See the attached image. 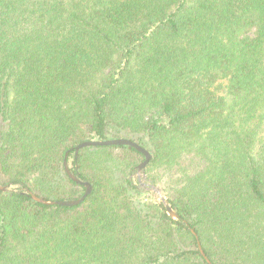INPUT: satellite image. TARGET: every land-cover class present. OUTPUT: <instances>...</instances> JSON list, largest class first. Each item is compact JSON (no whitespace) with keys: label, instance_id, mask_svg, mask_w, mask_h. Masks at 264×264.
<instances>
[{"label":"trees","instance_id":"16d2710c","mask_svg":"<svg viewBox=\"0 0 264 264\" xmlns=\"http://www.w3.org/2000/svg\"><path fill=\"white\" fill-rule=\"evenodd\" d=\"M0 184V264H264V0H0Z\"/></svg>","mask_w":264,"mask_h":264},{"label":"water","instance_id":"95a60500","mask_svg":"<svg viewBox=\"0 0 264 264\" xmlns=\"http://www.w3.org/2000/svg\"><path fill=\"white\" fill-rule=\"evenodd\" d=\"M108 146H130V147H133L134 149H136L138 152L142 153L145 156V160L137 168V171L139 172V177H140V172L143 171V169L149 164V162L152 158V155L150 154V152L147 149H145L140 144L136 143L135 141H133L131 139H109V140H100V141H98V140L84 141L74 148L75 156L78 157L80 151L84 148L108 147ZM67 156H68V154H66V158L64 160L65 171H66L67 175L69 176V178L73 182H75L79 185L85 186L87 188L84 195L78 199H75V200L48 201V200H45L43 198H40V197L30 193L29 190H27V192L31 195V197L34 201L41 203V204H44V205H48V206L74 207V206H78V205L84 203V201L87 199V197L92 193V186L90 185V183L81 181L80 179H78V177L76 175H74L71 172L70 167L68 165ZM139 182L143 188H145L147 190L154 191V193H156L160 197L162 203L166 207L168 215L172 219H179L178 214L168 204L167 199L162 195L161 190L157 186L152 185V184H147V183L145 184L142 182L141 179H139ZM11 190H13V188L12 187L10 188L9 185H1L0 184V191L7 192V191H11ZM192 232L195 234V236L198 240V246H199V251H200L201 255L204 257V259L207 261L208 264H212L210 259L206 256V254L202 248L201 242L198 239L197 234L195 233L194 230H192Z\"/></svg>","mask_w":264,"mask_h":264},{"label":"rangeland","instance_id":"374dc122","mask_svg":"<svg viewBox=\"0 0 264 264\" xmlns=\"http://www.w3.org/2000/svg\"><path fill=\"white\" fill-rule=\"evenodd\" d=\"M153 175H154V172H153ZM131 178L135 184H137L139 179H141L142 182L145 184L147 183V184L154 185L149 178V173H146V167L143 169L142 172H140V177H139V172L137 171L134 175H132ZM157 187L161 190L162 195L165 197V192L163 191V186L157 185ZM142 190H143L142 193L133 192V198L135 199V201L137 203L144 204V203H148L150 201H154V199H156V200L158 199L159 201H161L160 197L156 193H154V191L147 190L145 188H143Z\"/></svg>","mask_w":264,"mask_h":264}]
</instances>
